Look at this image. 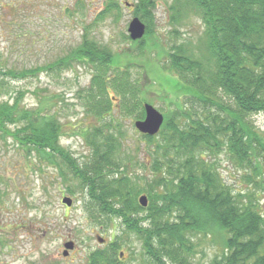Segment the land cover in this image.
Instances as JSON below:
<instances>
[{
  "label": "rangeland",
  "instance_id": "1",
  "mask_svg": "<svg viewBox=\"0 0 264 264\" xmlns=\"http://www.w3.org/2000/svg\"><path fill=\"white\" fill-rule=\"evenodd\" d=\"M111 1L118 2L119 9L104 13ZM171 4L172 0H155L143 18L138 0H0V68L22 70L14 76L0 74V102L18 101L31 120L55 116L62 125L57 144L80 165L93 153L86 131L104 127L120 143L129 170L151 180L156 172L148 153L161 137L149 142L135 126V113L128 111L138 102L153 104L166 118L176 110L179 116L184 109L191 108L192 114L201 109L168 69V56L171 46L186 43L206 58L205 26L192 11L181 23H173ZM134 17L146 24L144 37L136 41L128 31ZM86 27L90 38L108 48L114 59L105 74L109 79L105 98L100 100L111 101L110 113L99 114L91 109L93 104H87L90 89L97 90L93 80L101 71L96 64L71 59L64 68L53 66L80 46ZM125 83L134 95L123 93ZM179 117L184 121L183 115ZM248 118L257 131L264 132V111ZM50 157L28 151L11 136L0 137V264H88L93 251L108 249L113 240L119 243L115 256L121 264H146L143 239L122 218L90 207L79 180L59 166L57 155ZM211 159L232 188L255 190L264 211V182L258 187L247 183L244 173L250 170L240 168L226 150ZM69 186L74 194L67 190ZM65 196L72 198L71 206L62 201ZM145 214L142 211L140 216ZM194 240L193 264H210L222 252L220 240L203 234ZM71 241L73 248L64 254L65 243Z\"/></svg>",
  "mask_w": 264,
  "mask_h": 264
},
{
  "label": "trees",
  "instance_id": "2",
  "mask_svg": "<svg viewBox=\"0 0 264 264\" xmlns=\"http://www.w3.org/2000/svg\"><path fill=\"white\" fill-rule=\"evenodd\" d=\"M138 1L146 18L147 6L155 0ZM112 9H119V3L111 1L104 13ZM170 11L173 23H181L190 11L202 18L207 56L196 55L186 43L170 48L168 69L201 109L194 114L191 108L180 111L184 121L176 110L173 117H165L158 133L143 134L149 142L161 137L148 153L156 172L151 180L129 170L120 143L102 126L86 131L93 153L84 165L78 164L57 144L62 128L57 118L28 119L29 113L18 101L0 102V137L11 136L49 160L57 155L59 166L79 180L90 207L122 218L143 239L146 264H193L197 234L223 244L221 254L210 264H264V211L255 190L232 188L211 159L226 150L240 168L250 170L244 173L247 183L258 187L264 182V132L257 131L248 118L264 111V0H172ZM71 59L96 64L101 71L93 80L97 90L90 89L87 104H93L91 109L99 114L110 113L111 101L100 100L109 82L105 74L114 63L111 52L91 39L86 27L80 46L53 66L64 68ZM21 71L0 68L1 75ZM128 85H123V93L134 95ZM128 112L143 118L142 102ZM17 120L23 121L20 127L8 128ZM67 190L75 193L71 186ZM141 193L148 195L146 207L138 201ZM142 211L145 216H140ZM118 246L113 240L108 249L93 251L88 264H121L115 256Z\"/></svg>",
  "mask_w": 264,
  "mask_h": 264
},
{
  "label": "water",
  "instance_id": "3",
  "mask_svg": "<svg viewBox=\"0 0 264 264\" xmlns=\"http://www.w3.org/2000/svg\"><path fill=\"white\" fill-rule=\"evenodd\" d=\"M128 31L132 40L141 39L146 33V24L139 17H134L129 24ZM144 111V118L138 119L135 122V126L143 134L155 135L161 129L165 121V115L149 102L144 103ZM62 201L68 206L73 203L72 198L68 196L63 197ZM139 203L146 207L148 205V196L146 194L141 195ZM100 241L102 242L103 239L101 238ZM73 246L74 243L72 241L65 243L66 250L64 254H67L68 249H72Z\"/></svg>",
  "mask_w": 264,
  "mask_h": 264
}]
</instances>
